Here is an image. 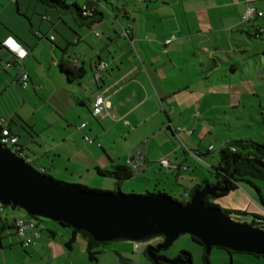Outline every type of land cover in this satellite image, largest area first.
<instances>
[{
    "label": "crops",
    "instance_id": "crops-1",
    "mask_svg": "<svg viewBox=\"0 0 264 264\" xmlns=\"http://www.w3.org/2000/svg\"><path fill=\"white\" fill-rule=\"evenodd\" d=\"M145 1L147 10L149 2L154 0ZM188 1L191 0H182L183 10ZM196 1L198 5H192L191 10L197 15V23L206 20L208 9L233 5L230 1ZM261 1L264 2L245 0L243 11L251 6L262 12ZM100 2L96 7L102 15L91 22L70 12L72 15L65 18L54 9L49 16L44 13L48 5L43 0H0V42L12 35L27 49V55L17 61L0 45V116L5 118L3 125L19 136L23 158L28 156L31 165L38 162V170L48 175L67 176L78 184L82 183L79 178L84 174L96 179L102 177L97 169L110 170L118 164L128 167L132 177L135 174L136 178L142 176L141 179L146 180L150 176L149 180L153 181L164 170L168 179L170 172L176 173L175 183L183 188L182 198L186 199V185L180 181L182 170L165 168L159 160L167 158L177 164L185 163L188 170L192 168L188 150H198L202 158L213 150V147L210 151H207L209 148L202 150L192 136L198 126V122H193L194 117H200V110L214 109L213 102L207 101L206 96L210 93L205 84L212 87L227 84L229 94H254L257 88L249 80L252 78L249 62L250 59L261 62L264 49L261 52L243 50L246 55L240 67L236 58L223 51L234 45L235 32L241 34L235 41L247 45L244 37L256 38L254 32L257 28L262 29V25L253 18L240 16L222 30L227 34L226 39L219 42L215 36V42H210L213 47L210 54L205 49L206 42H88L87 35L92 30L95 37L102 34L96 35V28L105 23L106 0ZM108 14L115 19L119 14L125 18L129 15L122 3ZM44 28L49 29L48 34L42 33ZM117 30V26L112 25L107 29V38L111 39L112 31L117 33ZM53 31L59 33L61 42H39L42 38L55 41ZM51 35L52 39L49 38ZM102 62L104 68L100 67ZM60 63L65 67H81L84 73L77 78L68 77L61 70ZM190 65L196 71L193 75ZM22 70L29 74L26 88L21 87L16 79ZM256 70L258 74L262 73V70ZM97 94L105 98V106L101 113L94 115L92 104ZM25 105L34 119L20 112ZM237 106L238 103L234 104ZM192 123L193 131L189 129ZM187 129L191 134L184 131ZM230 139L233 138L225 139L222 145ZM139 146L143 149L142 158L130 164V154ZM180 149L183 156L179 154ZM159 181L160 178L152 184L157 186L155 189L144 185V193L152 190L170 194L165 188H158ZM190 181L193 185L199 182L197 178ZM249 185L256 188L254 182ZM234 190L241 191L238 187ZM3 212H0V264L94 262L88 258V246L91 251L97 250L82 234L86 240L83 247L77 243V233L60 230L52 224L46 226V232H40L37 222L23 216L15 217L14 224L22 220L25 224L32 223L39 231L35 244L24 245L23 238L14 229L5 232L14 226H9L11 223ZM257 216V220L263 221L264 217ZM26 233L30 235L31 229ZM72 235L74 242L67 247L65 243ZM75 252L79 254L73 256Z\"/></svg>",
    "mask_w": 264,
    "mask_h": 264
},
{
    "label": "rangeland",
    "instance_id": "rangeland-1",
    "mask_svg": "<svg viewBox=\"0 0 264 264\" xmlns=\"http://www.w3.org/2000/svg\"><path fill=\"white\" fill-rule=\"evenodd\" d=\"M40 1V0H37ZM67 4L77 2L82 6L85 0H64ZM165 2L170 3L166 5ZM209 2V0H207ZM218 3L230 1L232 6L223 7L218 9H208L207 18L204 22L197 23V15L191 10L192 5H198V1H188L189 4L183 10L182 0H154L150 1L149 9L145 8V0H106L105 10V23L100 24L97 31L101 34V37H95L94 32H89L87 35L88 42H206L205 49L207 52L213 51V47L210 46V42H215V36L218 41L221 42L227 38V34L222 30L233 23L232 21L243 17L245 10L243 11V5L245 0H210ZM212 2V3H213ZM120 3L128 9V18L119 14L118 19H115L111 14H108L113 8H116ZM49 7V6H48ZM46 8L45 14L50 16L51 9H54L57 13L63 14V17H69L72 14L66 9L59 11L55 8ZM260 9L263 12V16L255 15L252 17L254 21L262 25L264 31V2H260ZM186 11V14H182ZM239 11V12H238ZM41 13V12H40ZM236 13H239L235 17ZM74 14V13H73ZM76 16V15H75ZM78 17V16H76ZM80 18V17H79ZM77 18L76 20L82 21ZM85 18H83L84 20ZM40 16V21H41ZM53 21V20H52ZM46 23H49L46 21ZM117 26V33H111V39L107 38V29L112 25ZM131 24V25H130ZM127 30V31H126ZM42 33H49L48 28L41 30ZM56 40H49L48 38H42L39 42H61V37L57 31H53ZM236 34V35H235ZM234 38L239 39L238 32H235ZM247 40V45H240V42L233 39L234 45L228 46L223 53H229L233 58H236L238 62L237 66H241V61L245 58V51L248 52H261L264 49V32L261 37H244ZM238 43V45H236ZM258 43V44H256ZM210 54V53H209ZM257 57V56H255ZM264 57V56H263ZM261 62L250 59V71L253 86L257 88L254 94H229L227 91V84H222L219 87H212V85L205 84L208 94L207 101L213 102L214 109L200 110V117L197 119L194 117L193 122H198V126L192 136L195 138L196 145H199L202 150L209 147H213V150L209 154L203 155V158L196 155L193 151L188 150L189 161L191 167L188 170H182L181 183L186 185V191L188 197L182 198L183 188L177 187L175 183V172H170L165 178L163 172L152 181L147 179H141L142 176L136 178L135 174L130 179L121 182L116 186L112 177L103 176L93 178L84 174L79 180L78 184L84 185L90 189H99L104 191H116L120 190L126 194H143L145 186L149 189H155L158 178L159 189L165 188L170 194H166L179 200L187 201L191 195V189L194 186L190 180L197 178L199 182L203 179L213 180V165L218 161V150L225 139L233 138L239 139L245 136L251 137L257 141H264V58ZM249 60V59H248ZM246 61V59L244 60ZM191 64V63H190ZM180 65V64H179ZM262 70L261 74H258L256 69ZM190 72L193 75L194 67L190 65ZM199 77V75L197 74ZM196 80V79H195ZM215 86V85H213ZM238 103L237 107L234 104ZM28 106L21 107L19 110L22 114L26 115L30 119H34L32 115H29ZM186 127V126H184ZM189 129H193V123L189 125ZM186 132H191L187 129ZM193 131V130H192ZM31 157H35V154L28 152ZM181 156L182 149H180ZM26 161L31 160L26 156ZM210 163H213L211 165ZM35 169H39L38 162H33L32 165ZM166 172V171H165ZM56 180L73 183L72 178L67 176H52ZM78 177V176H77ZM70 179V180H65ZM139 178V179H138ZM77 179V178H76ZM255 187L249 185L246 182H240L238 188L241 191H230L226 195L212 199L211 202L217 204L221 209L228 211V215L235 219L240 218L246 223H250L252 214L264 217V186L258 180H253ZM76 183V182H74ZM86 183V184H84ZM172 184V185H171ZM142 185L144 188H142ZM171 185V186H170ZM174 185V186H173ZM171 187V190H170ZM174 191V192H173ZM152 192V190H149ZM4 212L2 213L11 223L9 226H14L13 219L15 217L23 216L24 219L37 222L40 232H46L47 225L58 226L60 230H68L72 232L70 227H64L46 218H33L30 217L24 210L20 208H12L9 205H3ZM235 210L245 211L247 214L239 215L234 212ZM12 229H6V231H13ZM163 241V237H154L143 241H118V242H99L95 243V250H97V260H93L92 264H152L153 260L148 257L147 246H156ZM77 243L79 246H86V240L82 237L81 233H77ZM188 252L191 258V264H206L204 261V246L194 241L190 234H180L173 243L167 248L163 249L162 253L167 258H175L181 252ZM140 254H139V253ZM78 252H75L73 256H77ZM209 264H264V256H255L251 253L236 252L226 248L212 247L208 253Z\"/></svg>",
    "mask_w": 264,
    "mask_h": 264
},
{
    "label": "water",
    "instance_id": "water-1",
    "mask_svg": "<svg viewBox=\"0 0 264 264\" xmlns=\"http://www.w3.org/2000/svg\"><path fill=\"white\" fill-rule=\"evenodd\" d=\"M214 188L203 186L181 203L161 193L95 192L61 184L39 173L0 144V204L24 210L30 217L46 218L87 232L97 242L143 241L163 237L147 246L148 257L168 264H191L190 254L154 258L183 233L196 238L209 253L212 247L264 256V228L241 222L220 208L205 205Z\"/></svg>",
    "mask_w": 264,
    "mask_h": 264
},
{
    "label": "trees",
    "instance_id": "trees-1",
    "mask_svg": "<svg viewBox=\"0 0 264 264\" xmlns=\"http://www.w3.org/2000/svg\"><path fill=\"white\" fill-rule=\"evenodd\" d=\"M43 1H45L47 5L51 8H55L59 11H62V9H66L70 13H74V15L76 16L83 17L85 19L86 18L90 19L91 22H95L97 19L96 17L98 15H102V12L99 11L96 7L97 4H101L100 0H88L86 4L83 6H79L75 2L67 4L64 0H43ZM261 34H262L261 28H257L254 32V36L256 37L260 36ZM60 67H61V70L67 74L68 77L77 78V77H80L84 73V69L81 67L79 68L69 67V66L65 67L64 64L62 63H60ZM18 139H19V136H18ZM19 146L21 147V144H19ZM211 149L212 148H209L207 149V151H210ZM192 151L200 156L198 150H192ZM14 155L17 157H20L17 154H14ZM25 162L27 163L28 161L25 160ZM213 169H214L213 180L205 178L201 180L200 182L195 183L191 189V194L194 190L200 189L203 186L212 187L215 189V191L211 195H206L203 198V202L205 205H213L215 207L220 208L217 204L212 203L211 200L221 197L223 195H226L230 191L236 189L240 182L243 181L249 184L250 183L253 184V180H258L264 186V141L260 142L252 138L230 139L229 141L225 142L219 148L218 161L215 165H213ZM35 170H37L41 174H45L49 177H52L51 175H48L44 173L43 171H40L38 169H35ZM97 172L103 176L112 177L115 181L116 186L117 185L119 186L121 182H124L132 177V171L128 167L118 165V164L112 166L110 170L97 169ZM54 181L61 183V184L75 185V186L81 187L89 191H95V192H101V193L114 192V191H104V190H99V189H90L81 184L68 183V182L60 181L56 179H54ZM155 192L165 194L164 192H161V191H154V192L147 191L146 193L149 194V193H155ZM173 199L177 200L175 198ZM179 202L184 203L185 201H179ZM261 204L264 206L263 203ZM12 208H17V207H12ZM220 210L224 214L228 215V211L223 210L221 208ZM234 212L238 213L239 215L247 214L245 211H241V210H235ZM38 218L40 217H37V219ZM256 218H258V216L255 214H252L250 224L264 228V218H263V221L257 220ZM235 219L241 222H244L240 218H235ZM57 223H59L60 225L64 227H70L67 224H64L61 222H57ZM70 228L72 229L73 234L80 232L84 237H86L87 240L89 241V244L95 246V243H99L93 240V238L87 232L83 230H76V229H73L72 227ZM74 239L75 237L74 235H72L71 238L65 243V245L67 247H70L72 243L74 242ZM192 239L198 242L199 244H201L196 238L192 237ZM90 247L91 246L89 245L88 246V258L91 260H96L97 251H91L89 249ZM181 253H187V252L183 251ZM253 255L257 257L262 256V255H256V254H253ZM204 261L206 264H209L208 252L205 251V248H204ZM152 264L154 263L152 262Z\"/></svg>",
    "mask_w": 264,
    "mask_h": 264
},
{
    "label": "built area",
    "instance_id": "built-area-1",
    "mask_svg": "<svg viewBox=\"0 0 264 264\" xmlns=\"http://www.w3.org/2000/svg\"><path fill=\"white\" fill-rule=\"evenodd\" d=\"M255 15H261V12L257 11L254 7H251V6L246 8L245 13H244V17L246 19L252 18ZM96 35H100V33L96 32ZM10 38H11V41L15 45H19V48H17L15 51H13V46L9 44L8 42ZM49 38L52 39L53 36L51 35ZM0 45L4 47L6 50H8L13 55V58H15V60L17 61L22 60L27 55L26 47L12 35H8L7 37H5L0 42ZM21 49L25 52L24 56L20 55ZM8 65H10V63H8ZM100 67L104 68L105 64L102 62L100 64ZM16 79L21 87L26 88L29 83V74L25 70H22L17 75ZM104 106H105V98L101 94H97L92 104V113L94 115L101 113ZM4 121H5V118L3 116H0V144L4 147H7L12 153L17 154L20 157H23L21 147L18 144V136L15 133L11 132V130L8 127H5L3 125ZM85 139L88 140L89 142L91 141V139L88 136H85ZM209 148H212V147H209ZM142 155H143V149H141L139 146L131 152L129 163L132 164L133 162L139 161V159L142 158ZM159 164L165 168L172 169V170L174 169L186 170L187 169V165L185 163L177 164L175 161L169 160L167 158L160 159ZM185 196L186 194H184V197ZM2 210H3V205L0 204V212ZM27 229H31L32 233L30 235L26 233ZM14 231L15 233H17L19 236L23 238L22 242L24 245L35 244L36 238L39 236V231L34 227L32 223L25 224L22 220H17L15 222ZM46 264H50V263L48 262Z\"/></svg>",
    "mask_w": 264,
    "mask_h": 264
},
{
    "label": "flooded vegetation",
    "instance_id": "flooded-vegetation-1",
    "mask_svg": "<svg viewBox=\"0 0 264 264\" xmlns=\"http://www.w3.org/2000/svg\"><path fill=\"white\" fill-rule=\"evenodd\" d=\"M162 250H163V249H160V250L157 251V252H152L153 257L157 259V258H159V257L164 256L163 253H162ZM178 256H180V254H178L176 257H178ZM157 264H168V263H166V262H164V261L158 259ZM185 264H186V263H185Z\"/></svg>",
    "mask_w": 264,
    "mask_h": 264
},
{
    "label": "clouds",
    "instance_id": "clouds-1",
    "mask_svg": "<svg viewBox=\"0 0 264 264\" xmlns=\"http://www.w3.org/2000/svg\"><path fill=\"white\" fill-rule=\"evenodd\" d=\"M9 41H11V38L9 39ZM17 48H19V45H15V47H13V51H15ZM20 55L21 56H24L25 55V52L22 49L20 50Z\"/></svg>",
    "mask_w": 264,
    "mask_h": 264
},
{
    "label": "snow or ice",
    "instance_id": "snow-or-ice-1",
    "mask_svg": "<svg viewBox=\"0 0 264 264\" xmlns=\"http://www.w3.org/2000/svg\"><path fill=\"white\" fill-rule=\"evenodd\" d=\"M9 44H11L13 47H15V44L12 41H9Z\"/></svg>",
    "mask_w": 264,
    "mask_h": 264
}]
</instances>
